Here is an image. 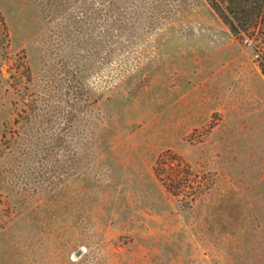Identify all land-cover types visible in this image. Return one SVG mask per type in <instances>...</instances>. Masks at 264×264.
<instances>
[{
  "label": "rangeland",
  "instance_id": "374dc122",
  "mask_svg": "<svg viewBox=\"0 0 264 264\" xmlns=\"http://www.w3.org/2000/svg\"><path fill=\"white\" fill-rule=\"evenodd\" d=\"M0 13V264H264V75L206 0Z\"/></svg>",
  "mask_w": 264,
  "mask_h": 264
},
{
  "label": "trees",
  "instance_id": "16d2710c",
  "mask_svg": "<svg viewBox=\"0 0 264 264\" xmlns=\"http://www.w3.org/2000/svg\"><path fill=\"white\" fill-rule=\"evenodd\" d=\"M234 37L251 47L264 75V0H206ZM0 24L7 26L0 13ZM162 187L171 195L182 198L191 207L197 200L204 182L182 157L168 151L162 154L154 167Z\"/></svg>",
  "mask_w": 264,
  "mask_h": 264
}]
</instances>
